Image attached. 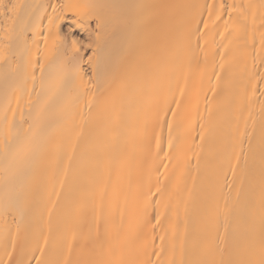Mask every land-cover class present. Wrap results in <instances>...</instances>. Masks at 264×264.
Listing matches in <instances>:
<instances>
[{
	"label": "bare ground",
	"instance_id": "bare-ground-1",
	"mask_svg": "<svg viewBox=\"0 0 264 264\" xmlns=\"http://www.w3.org/2000/svg\"><path fill=\"white\" fill-rule=\"evenodd\" d=\"M0 264H264V0H0Z\"/></svg>",
	"mask_w": 264,
	"mask_h": 264
}]
</instances>
